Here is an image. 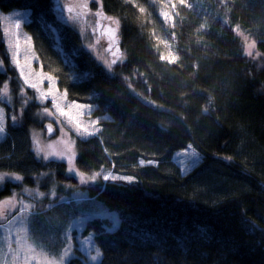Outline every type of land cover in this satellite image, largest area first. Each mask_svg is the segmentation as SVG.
Returning a JSON list of instances; mask_svg holds the SVG:
<instances>
[{"label": "trees", "instance_id": "1", "mask_svg": "<svg viewBox=\"0 0 264 264\" xmlns=\"http://www.w3.org/2000/svg\"><path fill=\"white\" fill-rule=\"evenodd\" d=\"M190 1L170 29L179 61L167 63L148 40L149 0H98L117 21L125 54L109 74L83 48L79 33L59 20L56 0H0V15L29 10L15 19L24 31L19 68L9 60L0 23L6 115L0 174L23 178H5L0 199L20 185H38L42 205L33 218L54 210L68 220L76 216L70 205L77 175L99 173L79 188L96 201L95 209L106 211L84 229L101 252L96 264H264V0ZM51 25L70 64L55 47ZM237 30L256 41L258 59L246 55ZM49 76L59 111L52 96L37 99V89L49 92ZM5 85L9 102L1 97ZM45 108L57 117L97 119V133L74 138L70 147L74 172L68 154L45 160L32 147ZM189 145L200 163L182 174ZM109 173L138 183L103 182ZM111 214L121 218L113 231ZM28 232L51 241L41 226ZM67 264L84 263L74 256Z\"/></svg>", "mask_w": 264, "mask_h": 264}, {"label": "rangeland", "instance_id": "2", "mask_svg": "<svg viewBox=\"0 0 264 264\" xmlns=\"http://www.w3.org/2000/svg\"><path fill=\"white\" fill-rule=\"evenodd\" d=\"M67 1L56 0L54 4V11L59 20L70 25L79 33L83 40V48L96 62L106 69L109 74L115 72V67H119L121 62L118 59L115 60V57L110 56L109 51L106 50L110 45L109 42L104 45L96 44L99 38L90 31L92 23L76 13L68 15L61 10L57 12V6H64ZM127 1L135 3L134 0ZM149 6L151 8H149V18L151 19L149 23L151 26H149L150 29L147 33L149 43L160 60L167 63L178 62L179 55L175 48L173 36L170 34V29L176 25L178 9L181 6L189 8L191 1L149 0ZM140 9L145 11L142 7ZM28 13V9H21L1 13L0 15L3 41L13 66H18L17 53L24 39L21 20L15 19L25 15L27 17ZM114 22L113 33L117 38L115 44L120 47L119 27L117 21L114 20ZM93 28L95 29V27ZM52 32L58 43V34L54 29H52ZM237 33L243 42L246 55L251 59H258L260 53L257 50L256 41L247 33L239 30H237ZM58 49L61 51L64 62L70 64L69 55L65 53L62 47H59V44ZM120 50L118 52H121L123 57L124 51ZM8 92V87L5 85L1 97L9 102ZM22 96H26L24 88L22 89ZM42 114L45 116L41 120L43 121V127H36L32 130V147L35 151L33 144V138L35 137L39 140L40 147L43 149L39 155L43 159L48 153H58L65 151L66 147H72L74 138L95 135L99 129L96 118L75 119L68 114H64L65 116L62 117H57L55 114L49 116L44 111ZM3 116L5 124V111H3ZM49 123L52 124L53 133L47 136L44 125ZM77 126L82 131L80 135L76 134ZM85 128L88 130L87 132L83 131ZM4 134L0 135V139ZM65 153L67 154V152ZM59 157L50 155L49 159ZM64 158L67 157L64 156ZM92 177L91 175L82 176V174H78L77 182L87 184L92 181ZM5 178H8V174ZM2 183L3 181H0V185ZM37 187L38 185L35 187L20 185L11 194L0 199V264H67L76 253H83L90 264H96L101 258V252L97 250L93 242V234L84 235L83 232L88 220L94 214L105 213V209H95L93 203L96 201L90 200L85 196L86 194H81L76 196L72 205H70V208L76 211L74 218L66 220L60 216H55L57 212L54 210L45 213L39 219L33 218L31 213L37 212V208L42 205L43 195L41 194L43 192ZM32 226H41L43 231L51 236V241L44 244L42 238L37 235L29 237L28 227L31 229Z\"/></svg>", "mask_w": 264, "mask_h": 264}, {"label": "snow or ice", "instance_id": "3", "mask_svg": "<svg viewBox=\"0 0 264 264\" xmlns=\"http://www.w3.org/2000/svg\"><path fill=\"white\" fill-rule=\"evenodd\" d=\"M57 12H59V9L57 8ZM19 27V25H17ZM21 75H23V72H21ZM48 81H49V92L48 93H44L42 91H40V89H37V91L40 92V95L37 97V99L39 100L40 103H43L47 98L48 96H52V104H53V107L57 109V111H59V105L56 103V97L55 95L53 94V89L55 88V80L52 78V77H47ZM25 84H28V81L25 80ZM32 88H36V85L35 84H32L30 85ZM73 107H76L75 105H73ZM3 108H0V135H3L5 133V124H4V116H3ZM45 113H47L49 116H52L53 113L48 109V108H45L43 110ZM61 115H63V113L61 112ZM12 119V122L13 123H16L17 121V117L15 115H13L11 117ZM47 129H48V132L51 133L52 132V124L49 123L47 124ZM84 132H87L88 130L85 128L83 130ZM81 130L80 128L77 126L76 127V134L77 135H80L81 134ZM33 144L35 146V152H36V155L39 157L40 153L43 151V149L40 147V142L38 139H36L35 137L33 138ZM65 152H67L68 154V159H67V164L69 166L68 170L71 171L72 168H71V165H72V154H71V149L70 148H67L65 149V151H62V152H58V153H48L44 156V159L47 160L49 159V156L50 155H57V156H60V157H64L65 155ZM139 163L141 165L144 164V161L141 159L139 161ZM154 163L153 161H149V164H152ZM200 163V155L198 152H196L195 150L192 149V146L189 145L188 146V152L184 158V163H183V169H182V174H187L188 172H190L192 169H194L198 164ZM100 174L97 173L96 176H93L91 179L93 182L96 181L97 177L99 176ZM5 176H7V174H3V175H0V181H3L5 179ZM10 180H15V181H19V180H22L23 178L19 175H15L13 174L12 176L8 177ZM102 181L103 182H112V183H117V182H120L121 184H125V185H128L129 187L135 185L138 183V180L136 177L132 176V175H116V174H112V173H109L107 175H103L101 177ZM43 195V194H41ZM146 196H150L151 193H145ZM107 215V214H106ZM108 218L111 220L112 222V228L109 229V231H113L115 230L116 228L119 227L120 223H121V218L116 215V214H111L108 216ZM93 259H95V257H93Z\"/></svg>", "mask_w": 264, "mask_h": 264}, {"label": "flooded vegetation", "instance_id": "4", "mask_svg": "<svg viewBox=\"0 0 264 264\" xmlns=\"http://www.w3.org/2000/svg\"><path fill=\"white\" fill-rule=\"evenodd\" d=\"M97 1L68 0L64 6L58 5L57 7L59 10L67 13L68 15L76 13L77 15L83 16L85 19L89 20L92 23L90 31L95 33L99 38L96 44L104 45L109 42L110 45L106 48V50H108L110 56H112L113 54L119 53L118 51H121L119 45L115 44L117 39L113 33L115 19L106 14L102 10L101 6L97 4ZM93 27H95V29ZM115 60L117 59L115 58Z\"/></svg>", "mask_w": 264, "mask_h": 264}, {"label": "bare ground", "instance_id": "5", "mask_svg": "<svg viewBox=\"0 0 264 264\" xmlns=\"http://www.w3.org/2000/svg\"><path fill=\"white\" fill-rule=\"evenodd\" d=\"M89 8V7H88ZM50 29L52 30V29H54V31H55V28L51 25L50 26ZM57 33V32H56ZM54 39H55V37H54ZM56 40V39H55ZM57 42V41H56ZM58 44H59V47H61V44H60V42H58V43H56V49L61 53V51L58 49ZM62 55V54H61ZM113 56L116 58V59H118L120 62H121V64H123V62H124V59H125V54L123 53V57H122V54H121V52H119V53H116V54H113ZM18 61V60H17ZM15 67H17V68H19V65L18 66H15ZM46 125V124H45ZM45 129V128H44ZM46 131V130H45ZM47 134V133H46ZM47 136H48V134H47ZM77 185H78V187H77V189H75L74 190V196H79V195H81L82 194V192L80 191V187L81 186H83V185H85V184H82V183H78L77 182ZM71 187V186H70ZM73 187H75V186H73ZM84 233V235H86L87 233L84 231L83 232ZM74 256H78V257H80V259H81V261L84 263V264H90V262L87 260V258L85 257V255L83 254V253H76ZM73 256V257H74Z\"/></svg>", "mask_w": 264, "mask_h": 264}, {"label": "water", "instance_id": "6", "mask_svg": "<svg viewBox=\"0 0 264 264\" xmlns=\"http://www.w3.org/2000/svg\"><path fill=\"white\" fill-rule=\"evenodd\" d=\"M44 128H45V130H46V133H47L48 135H51V134L53 133V131H52L51 133H49V132H48V129H47V124H46V125H44Z\"/></svg>", "mask_w": 264, "mask_h": 264}]
</instances>
